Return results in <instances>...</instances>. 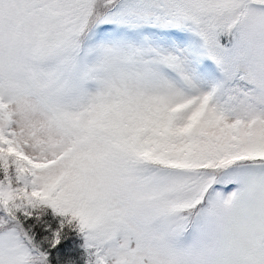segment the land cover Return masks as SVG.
<instances>
[{
  "label": "snow or ice",
  "instance_id": "snow-or-ice-1",
  "mask_svg": "<svg viewBox=\"0 0 264 264\" xmlns=\"http://www.w3.org/2000/svg\"><path fill=\"white\" fill-rule=\"evenodd\" d=\"M0 264H264V0H0Z\"/></svg>",
  "mask_w": 264,
  "mask_h": 264
}]
</instances>
